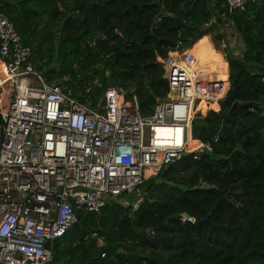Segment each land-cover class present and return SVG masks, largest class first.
Returning a JSON list of instances; mask_svg holds the SVG:
<instances>
[{"label": "trees", "instance_id": "trees-1", "mask_svg": "<svg viewBox=\"0 0 264 264\" xmlns=\"http://www.w3.org/2000/svg\"><path fill=\"white\" fill-rule=\"evenodd\" d=\"M0 1L48 82L67 78L66 88L84 92L99 78L95 101L120 86L138 97L143 115L169 93L158 59L179 39L192 45L214 22L244 45L239 57L221 37L230 85L192 124L195 141L219 138L214 151L199 160L189 154L148 179L138 211L114 203L78 214L52 244L51 264H264V2L230 13L225 0ZM214 66L207 78H219ZM222 67L226 79V61Z\"/></svg>", "mask_w": 264, "mask_h": 264}, {"label": "built area", "instance_id": "built-area-1", "mask_svg": "<svg viewBox=\"0 0 264 264\" xmlns=\"http://www.w3.org/2000/svg\"><path fill=\"white\" fill-rule=\"evenodd\" d=\"M259 2L225 0L230 13ZM193 44L179 39L158 59L169 93L143 115L138 97L120 86L95 101L99 78L84 92L66 88L67 78L48 82L0 1V264H51L52 244L78 214L100 213L108 202L138 211L149 177L189 154L199 160L214 151L219 138L195 141L192 124L200 107L222 101L228 88L216 98L202 94L210 78L196 69ZM161 129L172 138L160 137Z\"/></svg>", "mask_w": 264, "mask_h": 264}, {"label": "rangeland", "instance_id": "rangeland-1", "mask_svg": "<svg viewBox=\"0 0 264 264\" xmlns=\"http://www.w3.org/2000/svg\"><path fill=\"white\" fill-rule=\"evenodd\" d=\"M207 33L206 35H204L203 37H201L196 44L193 47V52L195 54V59H196V63H198L199 65L202 64L201 59L203 58V56H208L210 53H212L213 50L217 51V50H221L225 56V60L227 61V56H226V52L225 49L227 48V43L225 40L222 41V38L224 39V34L226 36V38L230 41L231 46H233V48L235 49L236 45H240L243 44V40L241 38L240 35H238L236 33V31L230 27L226 26V30L223 32V30L216 26V23H212L211 25L207 26L206 28ZM220 37V43H217V40ZM222 37V38H221ZM212 41V42H211ZM219 41V40H218ZM213 43V44H212ZM215 47V48H214ZM243 54V52H242ZM222 55V53H221ZM218 62H215L214 67L211 68V73L217 77H220L221 75L224 74V68L221 65L216 64ZM228 63V61H227ZM212 80V86H210L207 91L203 90L202 94L209 96V97H217V95H215L216 93V89L223 92L224 86L226 85L227 82H224L225 80L222 79V81H214V79ZM218 84V87H216V85ZM215 85V87H213ZM214 88V91L212 92V89ZM222 94V93H221ZM226 94V93H225ZM225 94L223 96H225ZM198 117V115L196 116ZM195 117V118H196ZM152 177H149V179ZM136 194L131 195V196H127L126 198L128 200H133L135 198Z\"/></svg>", "mask_w": 264, "mask_h": 264}, {"label": "crops", "instance_id": "crops-1", "mask_svg": "<svg viewBox=\"0 0 264 264\" xmlns=\"http://www.w3.org/2000/svg\"><path fill=\"white\" fill-rule=\"evenodd\" d=\"M199 40V39H198ZM197 40V41H198ZM197 41H195L194 42V45L196 44V42ZM212 42V41H211ZM213 44V43H212ZM194 47V46H193ZM215 48V47H214ZM244 51V45L243 44H240L239 46L238 45H236V47H235V53L237 54V55H239V57H241L242 56V52ZM221 53H222V55H221ZM212 54H217L218 55V65H223L224 64V62L226 61L225 60V56H224V54H223V52L220 50H217V51H215V50H213L212 51V53H210L209 55H212ZM208 55V56H209ZM201 61H202V64L201 65H199L198 63V65H199V67H200V69L201 70H205L206 68H208L209 66H212V65H215V64H213V63H210V62H207V56H203V58L201 59ZM226 63H227V61H226ZM228 64V73H227V78H226V80H225V78H223V77H219V78H217V79H214L213 80V82L214 81H222V79H224L225 81L224 82H227L228 81V83H226V87H227V84H228V86L230 85V69H229V63H227ZM216 66V65H215ZM203 67V68H202ZM224 73H225V68H224ZM209 79V78H208ZM209 82V87L210 86H212V80L210 79V81H208ZM213 87H215V85L213 86ZM216 87H218V84L216 85ZM214 91V88L212 89V92ZM221 93H223V92H221V91H219V90H217L216 89V93H215V95H217V97H220L222 94ZM226 94H227V92H226ZM226 94H225V96H224V98L226 97ZM214 97V96H213ZM216 98V97H215ZM224 98H223V100H224Z\"/></svg>", "mask_w": 264, "mask_h": 264}, {"label": "bare ground", "instance_id": "bare-ground-1", "mask_svg": "<svg viewBox=\"0 0 264 264\" xmlns=\"http://www.w3.org/2000/svg\"><path fill=\"white\" fill-rule=\"evenodd\" d=\"M207 62L215 64V62H218V55L217 54H212V55L207 56ZM0 68L3 69L4 68L3 65L0 64ZM196 69H200L198 64L196 65ZM159 132H161L160 133V137H163L165 139L172 138V136H173V131L170 130V129H167V130L166 129H161ZM180 140H181L180 130H178L176 132L175 141L176 142H180ZM167 142H170V141H167Z\"/></svg>", "mask_w": 264, "mask_h": 264}, {"label": "water", "instance_id": "water-1", "mask_svg": "<svg viewBox=\"0 0 264 264\" xmlns=\"http://www.w3.org/2000/svg\"><path fill=\"white\" fill-rule=\"evenodd\" d=\"M112 204H113L112 202H108V205H112ZM185 218L186 220H192L188 214L185 215Z\"/></svg>", "mask_w": 264, "mask_h": 264}]
</instances>
